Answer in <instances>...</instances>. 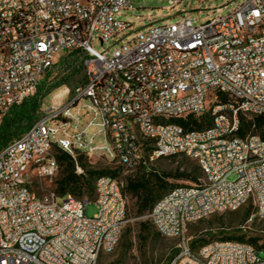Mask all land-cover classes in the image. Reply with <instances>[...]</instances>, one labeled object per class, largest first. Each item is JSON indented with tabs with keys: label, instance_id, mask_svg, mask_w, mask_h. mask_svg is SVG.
Instances as JSON below:
<instances>
[{
	"label": "built area",
	"instance_id": "obj_1",
	"mask_svg": "<svg viewBox=\"0 0 264 264\" xmlns=\"http://www.w3.org/2000/svg\"><path fill=\"white\" fill-rule=\"evenodd\" d=\"M181 3L168 0L170 8ZM226 6L203 23L150 19L134 32L121 18L133 0H0V120L36 92L61 54L80 51L86 75L0 151V264H100L120 243L128 222L122 179H98L93 217L88 197L59 203L54 189L36 192L34 175L59 173L54 147L126 170L188 156L202 177L168 191L145 216L179 241L169 264H264L252 245L211 241L193 250L188 235L199 220L249 205L247 222L264 221V140L238 135L241 115H264V0L220 15ZM95 42L117 47L97 50ZM205 112L212 124L202 129L167 122Z\"/></svg>",
	"mask_w": 264,
	"mask_h": 264
},
{
	"label": "rangeland",
	"instance_id": "obj_2",
	"mask_svg": "<svg viewBox=\"0 0 264 264\" xmlns=\"http://www.w3.org/2000/svg\"><path fill=\"white\" fill-rule=\"evenodd\" d=\"M242 0H182V3L175 8H170L168 0H133V9L122 13L121 18L133 22L132 30L139 31L142 26L149 24L150 19H157L159 22L172 23L183 19V16H189L195 24L203 23L212 18L218 13L213 12L214 8L227 4L226 8L220 12V15H224L229 12L235 5ZM130 30L129 32H132ZM94 47L97 50H113L117 47V44L111 42L110 44L101 45L99 42L94 43ZM67 54H61L58 56L57 61L64 60V66L56 68L54 76H57L56 80H70V84H64L61 87L52 90L42 101L41 113L48 109L53 100L58 101L60 98L66 99L67 97L75 93L74 90L84 83L85 71L84 69L77 75L69 79V70L71 59H68ZM56 61V62H57ZM53 78V77H52ZM51 78V79H52ZM50 79V80H51ZM48 80V82H50ZM44 84V81L40 83V86ZM50 85V83H48ZM63 92H65L63 94ZM61 94V95H60ZM87 100L82 99L81 103H85ZM66 101H64L65 103ZM252 115H246V119H251ZM96 129H91L92 133ZM251 133H258L256 129H252ZM96 143L102 145L104 140L102 136H98ZM52 153H54L52 151ZM186 155L170 156L167 158H158L152 160L147 170L151 172L159 173H176L179 166H183ZM93 165H107L112 168H120V178L126 183L129 178H137L143 171L142 168L134 170H126L123 167H119L115 162L107 160L104 157H96L92 160ZM60 174L52 179H38L34 175V189L40 195H43L51 189H55L56 181ZM170 184L177 185H190L192 182L181 179H168ZM128 198V222L125 225L124 231L121 236V241L112 253L103 254L100 258V264H165L168 258L172 255L176 256L179 252L177 239L168 238L163 235L156 236L154 234L155 228L152 232H145L142 228V223L149 221L145 216L136 215V198L132 194L125 190ZM61 197L58 198V202H62ZM95 198H92L86 209V215L93 217L97 212L95 204ZM248 206H245L235 212L217 213L209 216L208 218L197 221L191 224L188 235L191 238V242L198 240H218L226 232H239L242 229L241 226H245V231L250 234H256L264 230V221H254L252 224L247 220L242 221ZM250 226V228H248ZM244 230V229H243ZM264 257V253H262Z\"/></svg>",
	"mask_w": 264,
	"mask_h": 264
},
{
	"label": "trees",
	"instance_id": "obj_3",
	"mask_svg": "<svg viewBox=\"0 0 264 264\" xmlns=\"http://www.w3.org/2000/svg\"><path fill=\"white\" fill-rule=\"evenodd\" d=\"M68 59H71L69 70V79H71V77L77 75L84 69L82 53L78 50L72 51L69 53ZM61 66H64V60L55 62L52 69L45 76L43 80L44 84H42V86L39 85L36 92L27 97L23 102L12 106L1 118L0 151L10 142L25 134L37 122L41 116L42 101L52 90L64 84H70V80H56L57 76H54L57 75L55 74L56 68H60ZM48 80H50V82H48ZM85 80L86 75L84 76V83ZM48 83H50V85ZM225 99L226 97H223V100ZM167 122L177 123L187 130H198L211 125L212 116L210 112H205L199 116L189 114L184 118H170ZM253 128L258 131L257 134L264 140V115H254L251 119H246V115H241V126L238 135L244 137ZM53 152L60 168L58 173L60 176L56 181L54 189L59 197L64 198L68 195H72L78 199L88 197L91 200L96 197L95 190L98 179L102 177L121 179L120 168H112L102 164L93 165L92 160L96 157L91 158L80 152L73 157L59 147H54ZM147 166L148 165H143L138 167L143 169L142 173L137 178L127 179L124 188V191H129L132 196L136 198V215L141 217L146 216L155 203L168 191L175 187L182 186L170 184L168 179H181L195 184L198 182L199 178L202 177L200 166L191 158H186L183 166H179L176 173L151 172L147 170ZM119 167L121 166L119 165ZM78 169H80L81 172H79ZM252 213L253 207L249 205L243 215L242 221L248 220ZM142 228L145 232H152V229L155 227L149 220L142 223ZM154 234L158 237L161 236L157 230H155ZM197 241L198 240H194L191 242L193 250H197L200 246L211 241H234L252 245L258 252L264 253V230L256 234H250L248 231L241 229L239 232L233 231L223 233L222 237L218 240ZM173 258L174 255L170 256L165 264H169Z\"/></svg>",
	"mask_w": 264,
	"mask_h": 264
}]
</instances>
